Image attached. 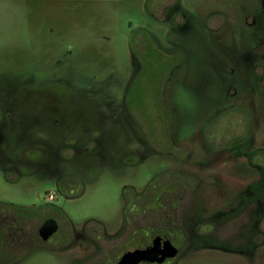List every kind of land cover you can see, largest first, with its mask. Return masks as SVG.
Wrapping results in <instances>:
<instances>
[{"label":"rangeland","instance_id":"obj_1","mask_svg":"<svg viewBox=\"0 0 264 264\" xmlns=\"http://www.w3.org/2000/svg\"><path fill=\"white\" fill-rule=\"evenodd\" d=\"M163 1L0 0V78L20 75L26 87L50 84L65 109L61 124H45L36 137L54 149L98 139L91 149L65 152L67 160H59L53 176L23 168L18 177L0 153V207L34 213L52 205L78 230L91 221L112 231L123 196L164 175L165 185L175 188L177 181L188 183L184 175L201 180L184 196L187 201L197 193L205 217L211 203L227 198L264 200V106L255 108V123L242 121L254 115L253 93L244 90L225 101L218 79H210L213 47L203 36L205 26H232L238 5L249 0H177L187 17V29L177 32L160 21ZM181 49L189 50V59L180 60ZM230 104L235 107L208 124L212 110ZM8 129L14 138L18 130ZM136 150L140 156L131 155ZM64 259L40 250L24 264ZM229 261L222 253L198 252L185 264Z\"/></svg>","mask_w":264,"mask_h":264},{"label":"flooded vegetation","instance_id":"obj_2","mask_svg":"<svg viewBox=\"0 0 264 264\" xmlns=\"http://www.w3.org/2000/svg\"><path fill=\"white\" fill-rule=\"evenodd\" d=\"M247 2H250L247 6L238 5L241 19L235 14L232 26H205L203 36L210 40L212 58L216 62L213 65L210 62V79L213 75L218 79L216 85L222 88L227 102L244 90L253 93L254 107L250 108L254 112L255 108L258 111L264 106V0ZM162 10L161 22H170L176 32L187 29V17L177 0H164ZM180 52L184 55L180 60L189 59V50ZM137 70L140 71V63ZM21 80L20 75L0 78L1 101L6 104L0 120V153L7 155L13 166L8 172L17 173L18 177L22 176L23 168L29 174L46 170L53 176L59 160H67L62 159L65 152L73 154L91 149L89 146L98 139L92 137L94 141H87L82 147L61 145L54 149L46 140L36 137V131L45 124L51 127L61 124L66 118L65 109L59 105L52 85L32 82L26 87ZM168 80L169 77L166 83ZM234 107L230 104L212 110L208 124L212 125ZM16 108L20 109L19 115ZM257 117L254 112L251 117H242V121L255 123ZM10 127L18 130L14 138L8 131ZM135 131L138 133L136 128ZM171 134L176 136V125ZM138 136L147 145L144 138ZM131 155L141 154L136 150ZM183 177L188 183L177 181V188L175 184L165 185L164 175V179L153 180L142 191L131 189L130 196H123L120 218L112 231L99 222L94 227L91 221L78 230L66 214L52 205H45L41 207L42 212L34 213L28 209L23 213L0 207V264H24L40 250L67 257L58 264H185L187 258L198 252L225 254L230 264H264V229L261 227L264 200L227 198L216 202L215 206L211 203L210 215L205 217L200 196L194 193L187 201L184 196L186 189L187 192L199 189L201 180ZM58 182L61 185L62 181ZM49 198L54 199L53 195ZM170 247L176 250L174 257L165 254Z\"/></svg>","mask_w":264,"mask_h":264},{"label":"water","instance_id":"obj_3","mask_svg":"<svg viewBox=\"0 0 264 264\" xmlns=\"http://www.w3.org/2000/svg\"><path fill=\"white\" fill-rule=\"evenodd\" d=\"M155 247H156V244H155ZM165 254H168L169 257H174L176 254V250L173 247L172 248L170 247L169 249L165 250Z\"/></svg>","mask_w":264,"mask_h":264}]
</instances>
